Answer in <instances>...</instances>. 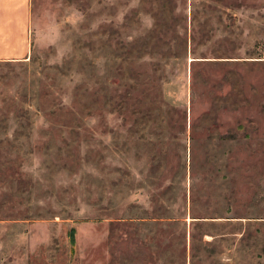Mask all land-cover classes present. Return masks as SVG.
<instances>
[{"label":"rangeland","instance_id":"374dc122","mask_svg":"<svg viewBox=\"0 0 264 264\" xmlns=\"http://www.w3.org/2000/svg\"><path fill=\"white\" fill-rule=\"evenodd\" d=\"M0 264H264V0H0Z\"/></svg>","mask_w":264,"mask_h":264},{"label":"crops","instance_id":"0c3cea01","mask_svg":"<svg viewBox=\"0 0 264 264\" xmlns=\"http://www.w3.org/2000/svg\"><path fill=\"white\" fill-rule=\"evenodd\" d=\"M27 1V0H26ZM22 41H24V36H23V38H22Z\"/></svg>","mask_w":264,"mask_h":264}]
</instances>
